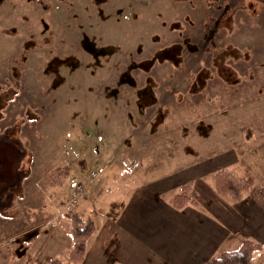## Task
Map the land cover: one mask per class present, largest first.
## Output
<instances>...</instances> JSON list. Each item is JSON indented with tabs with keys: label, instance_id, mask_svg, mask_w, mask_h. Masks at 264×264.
Masks as SVG:
<instances>
[{
	"label": "rangeland",
	"instance_id": "1",
	"mask_svg": "<svg viewBox=\"0 0 264 264\" xmlns=\"http://www.w3.org/2000/svg\"><path fill=\"white\" fill-rule=\"evenodd\" d=\"M9 127L28 175L0 264H202L243 240L264 264V0H0ZM219 169L250 179L240 200Z\"/></svg>",
	"mask_w": 264,
	"mask_h": 264
},
{
	"label": "trees",
	"instance_id": "2",
	"mask_svg": "<svg viewBox=\"0 0 264 264\" xmlns=\"http://www.w3.org/2000/svg\"><path fill=\"white\" fill-rule=\"evenodd\" d=\"M12 130L9 127L0 132V147L7 148L13 155L8 169L0 170V213L4 208L9 207L13 193L20 190L22 180L28 175V172H24L20 167L25 148L19 139L11 134ZM249 184V178H238L226 169H219L214 174V188L220 196L240 200L243 192L249 188ZM189 188L190 185L185 183L173 196L172 202L176 209L184 208L190 201ZM260 248L258 243L243 240L235 248L222 250L219 254L209 257L202 264H251L254 251Z\"/></svg>",
	"mask_w": 264,
	"mask_h": 264
},
{
	"label": "built area",
	"instance_id": "3",
	"mask_svg": "<svg viewBox=\"0 0 264 264\" xmlns=\"http://www.w3.org/2000/svg\"><path fill=\"white\" fill-rule=\"evenodd\" d=\"M96 173L93 171L90 174V180L95 178ZM70 182V192H69V199L70 203L66 204V208L71 210L74 207V204L79 200V198L85 192L86 184L81 181L80 179L76 178H69Z\"/></svg>",
	"mask_w": 264,
	"mask_h": 264
},
{
	"label": "crops",
	"instance_id": "4",
	"mask_svg": "<svg viewBox=\"0 0 264 264\" xmlns=\"http://www.w3.org/2000/svg\"><path fill=\"white\" fill-rule=\"evenodd\" d=\"M24 180V179H23ZM23 180H22V182H23ZM135 181H136V179H135ZM134 190H136V188L134 189ZM133 190V191H134ZM170 195H172V193L170 194ZM169 195V196H170ZM175 194H173L171 197H173ZM168 196V197H169ZM22 198H23V196H22ZM21 198V199H22ZM18 199H16V201H17ZM144 217H145V219H148V220H150V213L148 214V215H144ZM5 219H7V218H1V215H0V243L3 241V240H7V234H6V232H7V220H5ZM1 220H4L3 222L1 221ZM2 222V223H1ZM148 226L149 227H151L152 229L151 230H155L156 228H158V227H156V226H151L150 224H148ZM129 233H131V234H133L134 232L133 231H131L130 230V232ZM140 233V232H139ZM143 236V234H141L140 236H139V238H141ZM142 239V238H141ZM1 246V245H0Z\"/></svg>",
	"mask_w": 264,
	"mask_h": 264
}]
</instances>
